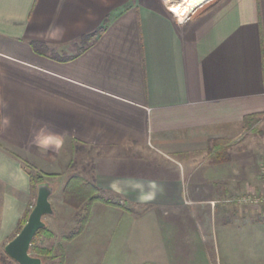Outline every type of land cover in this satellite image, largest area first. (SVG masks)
<instances>
[{
  "label": "crops",
  "instance_id": "0c3cea01",
  "mask_svg": "<svg viewBox=\"0 0 264 264\" xmlns=\"http://www.w3.org/2000/svg\"><path fill=\"white\" fill-rule=\"evenodd\" d=\"M104 22L68 61L30 46L72 57ZM77 156L120 206L94 203L70 240L50 229L62 264H256L234 199L264 189V0H0V245L35 203L19 158L75 225Z\"/></svg>",
  "mask_w": 264,
  "mask_h": 264
},
{
  "label": "trees",
  "instance_id": "16d2710c",
  "mask_svg": "<svg viewBox=\"0 0 264 264\" xmlns=\"http://www.w3.org/2000/svg\"><path fill=\"white\" fill-rule=\"evenodd\" d=\"M106 28V22L102 28L94 32L93 34L84 36L80 38L77 43V50L76 53L72 57L59 58L55 50H50L46 45L38 42H31L30 46L32 50L38 54L43 56H48L49 58L56 60V61H68L71 60L81 53H83L89 46L93 45L98 37L104 32ZM224 152L218 154L223 155ZM71 166V163H70ZM25 167V170L29 176L31 190L32 193L36 194L37 187L45 183V178L50 177L47 174L39 172L38 170L30 167V171ZM61 201L62 204L68 208H70L74 212V221L77 227L75 228L74 232L71 233L65 240H70L77 235L81 234L84 230L90 215L91 207L94 203H103L106 205H115L120 206L118 202L113 203L110 199L103 196V192L96 186L92 177L87 178L86 176L75 174L71 175L67 181L65 182L62 191H61ZM34 204L31 205V209ZM31 210L27 212L24 216L23 220L19 223L17 228V233L21 230L23 225L25 224L27 217ZM54 237L53 233L48 229L47 226L40 229L31 244L30 253L33 254L34 257L42 259H57V264H62V247L57 246L56 249L59 251V255H54V250L51 248H46L41 244L39 240H52ZM5 259V263L9 262V260Z\"/></svg>",
  "mask_w": 264,
  "mask_h": 264
},
{
  "label": "rangeland",
  "instance_id": "374dc122",
  "mask_svg": "<svg viewBox=\"0 0 264 264\" xmlns=\"http://www.w3.org/2000/svg\"><path fill=\"white\" fill-rule=\"evenodd\" d=\"M262 124L261 123H256L253 128L251 130H248L246 131L248 135H250V138H252V142H254V140H258V138H262L261 136H259L257 134L258 131L262 130ZM243 136V135H242ZM246 136V135H245ZM261 142V141H260ZM258 143L256 142V144L258 146L261 147V143ZM252 144H255V143H252ZM257 149V148H256ZM75 158V163L73 165V168L72 170H70V172H72L71 175H75V174H79V175H83L85 176V174H81V172H79L77 168H79V164L77 162H79L80 160L82 161V163L80 164L81 168L83 166L84 169L87 168V162L86 160L80 156H77V157H74ZM20 161H22V166L24 167H28L27 169L30 171V167L36 169L33 165L29 164L28 162H26L24 159L22 158H19ZM256 168L258 169H261V172L263 173L262 171V167H264V161H260L258 163H256ZM37 170V169H36ZM77 170V171H75ZM40 172V171H39ZM46 182V178H45V181ZM257 189V188H255ZM244 190L245 189H242V191H240L238 194L241 195L243 194L242 196H239L237 198L234 199V204H236L237 206H242L244 207V209L248 210V212L245 213L244 216H246L248 218V221H249V230H252L254 232V238H255V260H256V264H258V261L259 259L262 260L263 262V258H264V202H260V204H255V205H250V204H245V203H242V198L244 197L245 194L247 193H244ZM249 191H252V189H250ZM255 193L259 195H263L264 196V189L262 191H259V190H254ZM33 194V198L35 199L36 197V194L32 193ZM59 197V193L57 190H54V194L52 196V202L55 201V198ZM34 204V203H33ZM54 209H55V206H54ZM254 220V223L251 222L252 220ZM67 220H69V216L64 213H59L57 214L55 217H52V216H44L43 217V222L46 224L45 226L48 227V229L52 230L57 238H58V241H60V237H62L63 235H70L71 233L74 232L75 228L77 227V225H71L67 222ZM238 221H240L238 219ZM246 222V221H245ZM258 223H261V225H258ZM252 224H255V226L252 227ZM252 227V228H251ZM50 230V231H51ZM247 230V228H246ZM51 231V232H52ZM63 239V238H61ZM44 240V239H43ZM10 241V240H9ZM41 241V240H39ZM47 243H43L42 241V245L45 246L46 248H51L54 250V255L58 256L59 255V251H57L56 247L55 246H50L51 242H49V240H46L44 242ZM6 244H2L0 245V264H16L15 262L11 261L4 253V246ZM31 254V253H30ZM33 256V254H31ZM6 258L7 260H9V262L5 263V259ZM57 259H42V264H57ZM220 264H224V263H220Z\"/></svg>",
  "mask_w": 264,
  "mask_h": 264
},
{
  "label": "water",
  "instance_id": "95a60500",
  "mask_svg": "<svg viewBox=\"0 0 264 264\" xmlns=\"http://www.w3.org/2000/svg\"><path fill=\"white\" fill-rule=\"evenodd\" d=\"M50 195L51 188L46 183L37 187L35 203L25 224L4 246L5 255L16 264H42L40 258L30 254V247L36 233L45 227L43 217L53 215Z\"/></svg>",
  "mask_w": 264,
  "mask_h": 264
},
{
  "label": "built area",
  "instance_id": "2783aa9c",
  "mask_svg": "<svg viewBox=\"0 0 264 264\" xmlns=\"http://www.w3.org/2000/svg\"><path fill=\"white\" fill-rule=\"evenodd\" d=\"M180 5H181V0H179V8H180ZM194 8L191 9V11L189 12V14L192 12ZM188 13L185 15V16H182L181 12H179V17L180 18H185L189 15ZM262 171L264 173V167H262ZM264 193V192H262ZM260 202H264V196L263 195H259L257 193H255L254 191H251V192H248L247 194L244 195V197L242 198V203H245V204H252V205H255V204H260Z\"/></svg>",
  "mask_w": 264,
  "mask_h": 264
}]
</instances>
